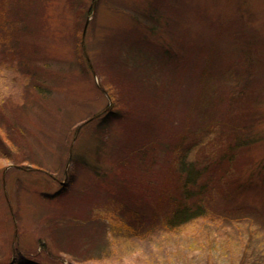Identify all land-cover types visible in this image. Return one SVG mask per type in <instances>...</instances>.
Segmentation results:
<instances>
[{
  "label": "rangeland",
  "instance_id": "obj_1",
  "mask_svg": "<svg viewBox=\"0 0 264 264\" xmlns=\"http://www.w3.org/2000/svg\"><path fill=\"white\" fill-rule=\"evenodd\" d=\"M9 1L0 264H264V0ZM203 139L216 188L170 229Z\"/></svg>",
  "mask_w": 264,
  "mask_h": 264
},
{
  "label": "trees",
  "instance_id": "obj_2",
  "mask_svg": "<svg viewBox=\"0 0 264 264\" xmlns=\"http://www.w3.org/2000/svg\"><path fill=\"white\" fill-rule=\"evenodd\" d=\"M0 1L6 2L7 0H0ZM10 1L8 3H10ZM94 8H95V4L93 3L86 11V14L88 15L89 13H93ZM4 13H5L4 6L0 5V18L4 17L3 16ZM31 58L32 57H30V59ZM123 59H125L126 61V55H124ZM206 143L207 142L203 139L199 143L193 142V143H189L188 146L186 145L184 148V156H182L180 161L178 162V164L181 165V169H179L180 171L179 178L182 179V177H184L183 189H184L185 197H184V202H180V205L176 207V209L173 210L172 213L167 218H165V220H163L164 222L163 225L169 227L170 229H176L195 218L203 217L205 214V210L201 206V203L192 202L190 201L189 197H191L194 194L197 195L198 193L203 191L204 193H207L210 192L211 190H215L216 188L217 184L211 179L216 173V170L218 169V166H216L217 164L214 162H207L201 160H204L209 157H213V158L216 157V155L211 151V147L213 149V148H217L218 146L216 147L212 142L207 143V148L210 150L209 153L210 152L212 153L211 156L206 151H202L200 148H198ZM191 148L193 149L190 152L189 150ZM231 148L232 147L230 146L227 147V152L225 153H230ZM187 154H189L190 157H188ZM204 154L206 158L203 157V159L202 158L200 160L197 159V157H200L199 155H201L202 157V155ZM208 155L210 156L208 157ZM220 158L221 159L227 158L229 160V157H224V155H221ZM231 158L232 157H230V159Z\"/></svg>",
  "mask_w": 264,
  "mask_h": 264
},
{
  "label": "water",
  "instance_id": "obj_3",
  "mask_svg": "<svg viewBox=\"0 0 264 264\" xmlns=\"http://www.w3.org/2000/svg\"><path fill=\"white\" fill-rule=\"evenodd\" d=\"M83 34H84V31H83Z\"/></svg>",
  "mask_w": 264,
  "mask_h": 264
}]
</instances>
